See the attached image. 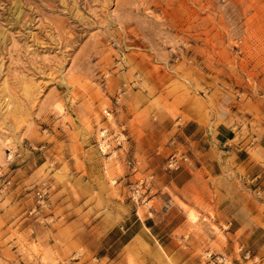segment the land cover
<instances>
[{
    "label": "rangeland",
    "instance_id": "obj_1",
    "mask_svg": "<svg viewBox=\"0 0 264 264\" xmlns=\"http://www.w3.org/2000/svg\"><path fill=\"white\" fill-rule=\"evenodd\" d=\"M190 122L230 127L264 165V0H0V264H108L104 235L154 215L157 186L191 165ZM224 176L207 180L243 185ZM240 192L262 234L264 191ZM201 207L184 206L183 241L233 264L229 226ZM262 237L247 254L233 238L235 257L264 264Z\"/></svg>",
    "mask_w": 264,
    "mask_h": 264
},
{
    "label": "crops",
    "instance_id": "obj_2",
    "mask_svg": "<svg viewBox=\"0 0 264 264\" xmlns=\"http://www.w3.org/2000/svg\"><path fill=\"white\" fill-rule=\"evenodd\" d=\"M185 132L189 140L184 144V151L191 165L171 171L168 185L157 186L154 197L160 198L161 202L156 204L154 215L140 216L136 211L128 221L129 215L125 222L112 226L104 235L103 238L107 236L106 246H103L105 251L100 258L108 257V264H128L129 258L135 260V264H200L199 259L192 255L194 246L183 240L189 226L184 206L202 214L201 203L213 206L215 214L211 221L215 225L220 226L223 222L229 226L225 229L220 227L227 246L224 247L223 242L218 243L225 253L233 255V264H242L245 256L235 257L233 238L241 239L247 254L249 249H254V237H264V232L261 234V230H255L252 225L254 201L240 192L243 189L253 196L254 192L264 191V165L251 159L245 151L244 141L235 142L234 131L224 124L220 123L211 130L201 123L190 122ZM228 169L243 185H210L208 175L220 180ZM231 187L239 189V192H229ZM238 198L241 202H237ZM115 227L116 231H113ZM239 228L242 230L238 234ZM111 232L114 235L109 236ZM205 232L204 236L217 241L213 231ZM115 242L117 248L111 252Z\"/></svg>",
    "mask_w": 264,
    "mask_h": 264
},
{
    "label": "built area",
    "instance_id": "obj_3",
    "mask_svg": "<svg viewBox=\"0 0 264 264\" xmlns=\"http://www.w3.org/2000/svg\"><path fill=\"white\" fill-rule=\"evenodd\" d=\"M181 158L184 159V160L186 159L185 157L176 158L175 156H171L169 161H168V166H172V165L176 164L179 160H181ZM37 194L39 196L42 195L39 191L37 192Z\"/></svg>",
    "mask_w": 264,
    "mask_h": 264
}]
</instances>
